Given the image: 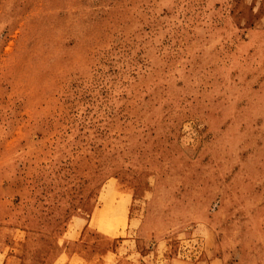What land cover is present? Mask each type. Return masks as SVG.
I'll list each match as a JSON object with an SVG mask.
<instances>
[{
    "label": "rangeland",
    "instance_id": "374dc122",
    "mask_svg": "<svg viewBox=\"0 0 264 264\" xmlns=\"http://www.w3.org/2000/svg\"><path fill=\"white\" fill-rule=\"evenodd\" d=\"M75 225L264 264V0H0V264Z\"/></svg>",
    "mask_w": 264,
    "mask_h": 264
},
{
    "label": "crops",
    "instance_id": "0c3cea01",
    "mask_svg": "<svg viewBox=\"0 0 264 264\" xmlns=\"http://www.w3.org/2000/svg\"><path fill=\"white\" fill-rule=\"evenodd\" d=\"M81 225V224H79ZM79 225L70 227L66 230L63 236L64 245L59 251L58 255L51 261L45 264H124L125 260H129V250H120L124 248L125 240L123 239L120 246L113 245L107 248L95 243V236L90 234L80 236L81 232L78 230ZM130 242V240H128ZM181 262L187 264L185 260L171 258V263ZM221 261L219 257H213L211 261H200L199 264H219ZM128 264H135L128 262Z\"/></svg>",
    "mask_w": 264,
    "mask_h": 264
}]
</instances>
